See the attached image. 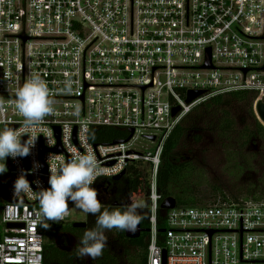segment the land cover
Segmentation results:
<instances>
[{
    "label": "built area",
    "instance_id": "built-area-1",
    "mask_svg": "<svg viewBox=\"0 0 264 264\" xmlns=\"http://www.w3.org/2000/svg\"><path fill=\"white\" fill-rule=\"evenodd\" d=\"M207 49L211 66L203 68ZM263 67L264 0H0V127H19L14 93L30 74L45 80L54 110L31 133L37 138L29 155L5 159L0 264H43L48 234L35 219L34 194L5 200L7 176L14 182L23 170L34 191L37 183L47 188L49 166L73 151L94 153L104 169L92 185L101 201L113 177L133 164L148 167L145 264H264V196L222 192L195 206L175 204L165 210L161 245L155 221L165 139L193 107L218 94L254 92L258 119ZM190 90L204 93L186 103ZM100 127L123 133L114 139L120 142H92L90 132ZM137 141L146 144L136 149ZM34 163L40 167L30 171ZM6 196L18 200L13 185ZM70 206L63 221L49 223H71Z\"/></svg>",
    "mask_w": 264,
    "mask_h": 264
},
{
    "label": "trees",
    "instance_id": "trees-1",
    "mask_svg": "<svg viewBox=\"0 0 264 264\" xmlns=\"http://www.w3.org/2000/svg\"><path fill=\"white\" fill-rule=\"evenodd\" d=\"M255 97L256 94L251 91H236L214 95L193 107L165 139L160 165L156 174V186L160 196L157 201L158 208L155 215L158 230L157 244L161 245L160 240L164 236L161 231L166 229V211L159 208L161 201L166 197H173L177 205L195 206L202 204L200 195L203 194V190L208 188L202 173L196 171L190 162L177 161L176 152L186 133L196 129L199 124L204 125L205 131L215 133L219 139L232 140L236 145V149H228L227 153V159L229 162H233V166L242 167L247 165L249 161L245 156L243 157L245 161H237L240 154L236 152L249 149L250 143L255 139L264 144V123L262 124L259 118H256L253 111ZM235 104L240 106L244 112V119L239 122H236L233 118L232 109L230 108L232 105L234 107ZM238 125L241 127L237 130L236 127ZM122 136L123 133L109 127H100L96 131L90 132V140L94 143H107ZM139 165L141 164L130 165L118 181L111 183L110 189L114 190V197L108 203L100 200L102 209L108 208L111 210L115 207H121L119 203L126 202L127 204L130 200H135L134 197L137 195L142 196L145 193L147 195L149 172L145 170L139 171ZM141 173L142 176L140 175ZM210 191L212 192L210 193L211 195L222 193L216 186H212ZM244 194H253L256 199L264 196V192L256 193L251 191V189H246ZM230 195L233 199H236L241 194ZM112 202H117L118 204L112 205ZM137 211L142 217L139 223L141 228H149L150 209L148 198L145 199L143 207ZM84 221L85 225L82 228H74L71 223L50 224L49 228H47L48 234L43 246V264H79L80 258L77 257L75 247L66 250L58 246L54 238L52 239V235L58 230H63L68 232L77 242L86 228L90 229L95 226V216L88 214ZM107 232H110L111 236L107 238L102 255L94 260L92 259V264H145L149 238L148 232L140 233L136 239L126 238L123 231L117 229Z\"/></svg>",
    "mask_w": 264,
    "mask_h": 264
},
{
    "label": "clouds",
    "instance_id": "clouds-1",
    "mask_svg": "<svg viewBox=\"0 0 264 264\" xmlns=\"http://www.w3.org/2000/svg\"><path fill=\"white\" fill-rule=\"evenodd\" d=\"M13 107L22 120L18 128L8 124L0 127V161L4 162L0 165V174L7 171L6 158L29 155L37 138L31 133L54 111L45 80L38 74H30L15 89ZM84 132L87 139V127ZM25 135L27 139L22 142L21 137ZM39 167L38 163H34L30 171ZM49 173V187H40L37 183L39 190L34 191L22 170L13 182V196L20 199L24 195L34 194L38 202L35 219L44 229L49 228V222L59 223L64 220L69 201L75 209L95 216V226L86 228L77 240L75 251L78 258L88 257L94 260L100 257L107 243L106 230L117 229L129 233L136 231L142 218L137 210L143 207V202L130 200L121 207L102 209L98 193L92 185L105 172L94 153L73 151L66 160H60L58 166H49Z\"/></svg>",
    "mask_w": 264,
    "mask_h": 264
},
{
    "label": "rangeland",
    "instance_id": "rangeland-1",
    "mask_svg": "<svg viewBox=\"0 0 264 264\" xmlns=\"http://www.w3.org/2000/svg\"><path fill=\"white\" fill-rule=\"evenodd\" d=\"M230 108L236 122L244 119V112L240 106L235 104L234 107L232 105ZM240 127L238 125L236 129L238 130ZM197 128L186 133L176 152V156L178 162H190L196 171L202 173L204 182L208 186L206 190L202 191L203 194L200 195L202 203L210 201L215 196L210 194L212 193L211 191L209 192L212 186H216V188L227 194L235 195L244 194L246 189H251V191L256 193L260 191L264 192V144L262 142L255 139L250 143L249 149L237 151L236 153L240 154L237 161H245L243 159L245 156L249 163L242 167L233 166V162H229L227 159L228 149H236L233 141L219 139L215 133L205 131V126L202 124H199ZM145 144L146 142L144 141H137L134 146L136 149H140L141 145ZM152 149V146L149 145V150ZM138 170L149 172L146 165H139ZM140 175L142 176V173ZM113 197L114 190L110 189L108 196L105 199L103 198V202L108 203ZM134 198L135 200L142 201L144 205L147 195L145 193L142 196L137 195ZM69 212L68 219L71 222L85 220L86 214L75 209L73 206L69 207ZM53 236L52 239L55 238L58 245L70 247V245H66L64 236ZM105 236L108 238L111 236V233L106 231ZM69 243H71V247L76 244L72 238H70ZM79 264H92V259L88 257L80 258Z\"/></svg>",
    "mask_w": 264,
    "mask_h": 264
},
{
    "label": "water",
    "instance_id": "water-1",
    "mask_svg": "<svg viewBox=\"0 0 264 264\" xmlns=\"http://www.w3.org/2000/svg\"><path fill=\"white\" fill-rule=\"evenodd\" d=\"M211 65H210V59H209V50L207 49L206 50V57H205V62L204 64L202 65L203 68H209ZM264 68V67H263ZM204 92L203 91H188L186 93V98H185V102L186 103H190L192 100H194L195 98L201 96ZM255 110H256V113H257V116L259 118V121L263 124L264 123V102L262 101H257L256 105H255ZM178 111V108H173L172 109V114L174 115L176 112ZM57 130V128H56ZM131 136V131H130V135L127 137L126 140H128V138ZM150 139H153V136L149 137ZM24 141V139H23ZM124 141V140H123ZM115 142H120V141H113V143ZM122 142V141H121ZM53 151L55 152H58V151H61V148L60 146L58 145L57 147H55L54 149H52ZM5 166L10 169V165L8 163V160H5ZM124 175V172L120 173L119 175L115 176L112 178L113 181H118L122 176ZM7 183H8V186H3V192L5 194V200L7 202H15V203H21V202H24V200L22 198L16 200V201H11L7 198L6 196V193H7V190L8 188H10L12 185H13V180H12V176L9 175L7 176V179H6ZM111 182H108L107 185H110ZM106 188L104 189V191L106 192ZM37 205H38V202L36 201L35 202ZM118 203L117 202H112V205H117ZM176 204V201L173 197H166L163 202L160 204L159 208L162 209V210H168V209H171L175 206ZM119 205H126V202H122V203H119ZM85 225V221H74L71 223V226L74 227V228H82L84 227ZM8 227H16V226H21L19 224H14V223H8L7 224ZM143 232H149V228H146V229H143L141 228L140 224H138L137 226V229L134 233H129V232H124V236L126 238H129V239H136L139 237L140 233H143ZM163 232V230L161 231ZM162 255L164 257L165 255V250L163 249L162 250Z\"/></svg>",
    "mask_w": 264,
    "mask_h": 264
},
{
    "label": "flooded vegetation",
    "instance_id": "flooded-vegetation-1",
    "mask_svg": "<svg viewBox=\"0 0 264 264\" xmlns=\"http://www.w3.org/2000/svg\"><path fill=\"white\" fill-rule=\"evenodd\" d=\"M109 191H110V187L108 188L107 192L105 193L106 197L108 196ZM56 235H58V236H64V239L66 240V245L68 244V245H70V247L72 246L71 243H69V240H70V238L72 236L68 232L63 231V230H58L57 232L54 233V236L53 237H55ZM75 242H76V240H75ZM76 244H77V242H76ZM76 244L73 247H71V248L69 246L66 247V246H61V245H60V247L65 248L66 250H68V249L74 248L76 246Z\"/></svg>",
    "mask_w": 264,
    "mask_h": 264
}]
</instances>
